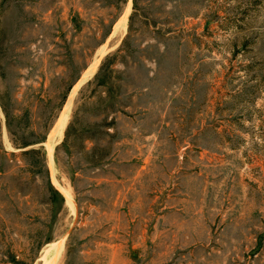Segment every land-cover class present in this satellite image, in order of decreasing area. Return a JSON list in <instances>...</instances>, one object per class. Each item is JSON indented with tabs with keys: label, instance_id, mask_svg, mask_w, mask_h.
<instances>
[{
	"label": "rangeland",
	"instance_id": "rangeland-1",
	"mask_svg": "<svg viewBox=\"0 0 264 264\" xmlns=\"http://www.w3.org/2000/svg\"><path fill=\"white\" fill-rule=\"evenodd\" d=\"M0 264H264V0H0Z\"/></svg>",
	"mask_w": 264,
	"mask_h": 264
},
{
	"label": "bare ground",
	"instance_id": "bare-ground-1",
	"mask_svg": "<svg viewBox=\"0 0 264 264\" xmlns=\"http://www.w3.org/2000/svg\"><path fill=\"white\" fill-rule=\"evenodd\" d=\"M102 53H103V50L100 52V54H102ZM97 63H98V60L92 65V67H91L90 69H88V70L85 72V74H84L83 77L81 78V80H80V82L78 83V85L84 81V79L86 78V75L91 74V73L95 70V66L97 65ZM78 85H77V86H78ZM75 88H77V87H75ZM75 88H74V90H75ZM74 90H73V92H74ZM73 92H72V94H73ZM70 100H71V97H70V98L68 99V101H67L65 111H68V106H69ZM62 121H63V119H62ZM60 125H61V124H60Z\"/></svg>",
	"mask_w": 264,
	"mask_h": 264
}]
</instances>
